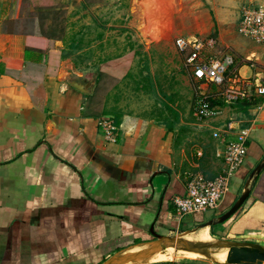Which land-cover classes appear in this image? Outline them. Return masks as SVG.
Instances as JSON below:
<instances>
[{"label": "crops", "instance_id": "0c3cea01", "mask_svg": "<svg viewBox=\"0 0 264 264\" xmlns=\"http://www.w3.org/2000/svg\"><path fill=\"white\" fill-rule=\"evenodd\" d=\"M4 1L0 0V264H102L111 257L103 263L108 264L139 246L154 249L150 259L122 264H169L166 261L174 260L171 255L180 244L151 241L156 238L154 232L177 234L217 219L238 199L251 171L264 158V100L226 104L217 98L215 84L200 82L192 71L195 94L182 91L178 76L166 74L162 80L149 69L154 91L144 85L138 90L151 93L154 100L149 104L140 99L134 105L124 101L125 87L112 83L127 74L116 66L118 54L111 48L115 42L107 32L112 28H102L104 34L99 29L84 43L79 36L90 22L76 28L77 21L71 19L64 24L62 39H55L51 47V39L40 33L45 25L19 23L16 4ZM166 1L171 6L186 0ZM207 1L217 16L225 2L237 3L241 14L247 0ZM162 2L129 0V24L141 29L140 43L146 50L152 46L162 49L165 38L162 30L143 31L150 18L143 19L142 14L157 17L163 11ZM88 11L72 6L70 13L77 19ZM172 25L166 35L182 54L175 45L177 37L210 36L180 34L179 25ZM220 25L218 21L222 33ZM214 38L210 51L220 53L219 39ZM225 42L244 55L240 61L236 58L242 74H252L251 61L264 67L263 57L256 51L263 47L255 44L240 51L233 41ZM84 45L92 47L89 54L99 66L91 94H84L68 80L76 76L73 56L83 53ZM145 64L137 77L143 78ZM200 93L219 100V115L199 119L194 114ZM101 119L115 124L114 139L106 136ZM244 127L250 128L248 153L220 207L178 218L174 199L185 194L191 174L219 175L226 166V145ZM202 231L215 239L264 245V168L249 197L229 219L187 234L196 236ZM194 257L209 262L191 264H224Z\"/></svg>", "mask_w": 264, "mask_h": 264}, {"label": "rangeland", "instance_id": "374dc122", "mask_svg": "<svg viewBox=\"0 0 264 264\" xmlns=\"http://www.w3.org/2000/svg\"><path fill=\"white\" fill-rule=\"evenodd\" d=\"M6 2H8L7 4L10 6L16 4L15 9L19 16V23L29 22L30 27L31 23L41 25V27L45 25L43 31L46 33L51 30L56 31V25L58 22L60 23V20H62V24H65L66 21L69 22L71 19L74 20V22L76 20V25L79 26H76V28H84L86 26L85 24L90 22V25L88 27L86 26L87 29L84 30V33L79 36V38L85 40L84 43L87 41L89 42L91 38L95 37L99 29L101 30V34H104L102 28H112L111 30H107V32H110L109 36L114 39L115 42L111 48L114 49V53L118 54L116 55V58H118V60H116V66L122 73H127L124 78L118 82H116L117 80L115 79L112 83L113 85L117 83L118 85L124 86L126 91L124 94V101H128L134 105H137L140 99L149 104L154 100L151 93L146 94L145 91L142 92L138 90L139 86H146V81L143 80V78L137 77L142 64L145 62L148 63L150 71H152L153 74L158 75L162 80H165L164 75L173 74L179 77L182 91H190L192 94H195L196 92L191 70L186 65L187 54H182L176 50L172 43L173 39L166 35L172 28L173 23H177L182 29V33L180 34L189 35L191 33H201L204 35L210 34V36L216 38L218 37L220 44L217 45V51L222 53L225 51L224 49H226V51L231 52L239 61L242 60L244 55H242L231 44L226 43L225 40L233 41L240 51H245L248 48L254 47L256 44L263 47L256 51L262 55L264 60V46L257 44L250 38L238 33L236 25L240 14V8L237 3L231 4L230 2H225L220 7L218 15L216 16V13L210 9L211 5L207 0H186L176 2L171 6L166 0H164V2H162L164 3V6L161 3L159 5L163 8V11L161 13L159 12L157 17H155L154 13L149 14L148 12L147 14H144L142 12L143 19L150 18L146 26H142L144 28L143 31L152 30L159 33V31L162 30V37L165 38L162 43L164 44L165 42V44H161L162 49H159L160 46L158 48L152 46L146 50L145 45L140 43L141 38L139 34L141 29L137 28L135 25L129 24L132 19V14L128 12L129 0H5L4 3ZM72 6L78 10L87 9L89 11L83 18L76 19L77 16L70 13ZM108 6L109 8H107ZM98 10L100 11L98 12ZM54 11L62 12L57 19H55L56 15L54 14ZM31 12L33 14H31ZM133 13H136V11ZM68 14L70 16H68ZM137 14L140 16L139 11ZM218 21L221 24L220 31H222V33H219L217 27ZM103 24H106V27L103 26ZM107 24H109L110 27H107ZM92 27L94 29H92ZM56 32L59 34V30ZM221 34H223L225 40ZM75 36L77 35L75 34ZM105 36H107L106 33ZM94 48H96V46H94ZM91 49V46L84 45L81 50L83 53L74 54L73 57L76 59L74 63L75 68L78 70L77 72H98V62L94 61L89 54ZM245 58L248 59L249 57ZM132 73L133 76H130ZM138 81L140 82L138 83ZM104 84H107V82H104ZM140 96L142 97L140 98ZM179 233H182V231ZM177 234H171L170 236H176ZM179 244V246L185 251L183 245L181 243ZM200 250L201 249L194 250V252L198 254ZM189 254L181 253L177 250L171 255L174 260H168L166 262L169 264L177 260L189 263L209 262L194 257L196 254Z\"/></svg>", "mask_w": 264, "mask_h": 264}, {"label": "built area", "instance_id": "2783aa9c", "mask_svg": "<svg viewBox=\"0 0 264 264\" xmlns=\"http://www.w3.org/2000/svg\"><path fill=\"white\" fill-rule=\"evenodd\" d=\"M239 34L264 46V0H247L241 8L238 22ZM216 40L212 36H179L175 39L176 47L187 54L186 65L200 82L215 84L216 94L226 104L239 101L264 100V67L251 61V75L242 74L235 56L224 51L220 54L210 51ZM207 94H198L194 114L199 118H213L221 113L216 105H211ZM100 124L108 138L114 139L115 124L109 119H101ZM214 136L220 137L219 132ZM250 128H241L236 138L226 145L224 157L226 166L214 178H208L202 172H194L186 183L183 196L174 199L176 216L182 218L194 212L217 210L229 189L230 181L245 162L248 153ZM170 264H191L173 261Z\"/></svg>", "mask_w": 264, "mask_h": 264}, {"label": "water", "instance_id": "95a60500", "mask_svg": "<svg viewBox=\"0 0 264 264\" xmlns=\"http://www.w3.org/2000/svg\"><path fill=\"white\" fill-rule=\"evenodd\" d=\"M97 78H98L97 73H88L85 71L82 73V72L76 71V76H70L68 80L72 86H74L75 88L83 92L84 94H91L94 90V86L97 81ZM263 168H264V158L255 166V168H253L246 182L244 191L241 193L238 199L234 202V204L226 212L221 214L217 219L209 220L208 222L202 224L201 226L197 228L188 229V230L182 231V233L196 231V230H199L203 226L212 225L215 223H222L226 221L227 219H229L241 207V205L245 202V200L249 197L251 193L252 184L254 180L257 178V176L261 173ZM154 234L156 236L155 238L156 241H159L163 239L164 237H169L181 243L184 248L190 249V250H198L203 247L210 248L216 245H223V244L234 246V247H239V248L247 247V249H249L251 253L253 254L252 255L253 258H249L250 260L258 261L260 259H264V245L260 243H256V242L219 238L216 240V242H211L209 244H200V243L190 244L185 239H183L181 236H178L179 233L176 236L162 235V234H158L155 232ZM257 248H260L261 251L256 252L258 250ZM110 258L111 257H109L106 261H109Z\"/></svg>", "mask_w": 264, "mask_h": 264}, {"label": "bare ground", "instance_id": "6f19581e", "mask_svg": "<svg viewBox=\"0 0 264 264\" xmlns=\"http://www.w3.org/2000/svg\"><path fill=\"white\" fill-rule=\"evenodd\" d=\"M192 232H195V231H191V232H187V233H192ZM204 232L202 231V233H200L196 236L188 235L187 233H182V234L179 233L178 236H182V235L187 234L184 237V239L190 244H193V243L209 244L211 242H216L217 239L208 235V233H204ZM165 240H173V239H171L169 237H164L163 239H161V241H163V242ZM151 241H156V240H151ZM148 242L149 241L142 242V243L145 244ZM139 244H141V243H139ZM139 244H136V245H139ZM136 245H134V246H136ZM257 249L258 250L256 252L261 251L260 248H257ZM153 250L154 249L150 248V246H139L136 249L128 251L127 253L126 252L120 253L114 259H112L108 264H122V263L129 262L130 260H132V261H137V260L146 261V260L150 259V257H148V255ZM176 250L184 251L181 248V246H179V245L176 246ZM184 252H187L190 254H196L194 252V250H190V249H186V248H185ZM133 255H136L134 257V259H132ZM252 255L253 254L251 253V251L249 249H247V247L239 248V247H234V246H229V245L223 244V245H216V246H213L210 248L209 247H203V248H201L200 252H198V254L195 256L214 259V260L219 261V262L224 263V264H264V259H260L258 261L250 260L249 258H253ZM235 258H237V260H235Z\"/></svg>", "mask_w": 264, "mask_h": 264}, {"label": "trees", "instance_id": "16d2710c", "mask_svg": "<svg viewBox=\"0 0 264 264\" xmlns=\"http://www.w3.org/2000/svg\"><path fill=\"white\" fill-rule=\"evenodd\" d=\"M61 13H62L61 11H58V12H55L54 11V14L56 15L55 19H57L58 16H60ZM61 21L62 20H60V23L58 22V24L56 25L57 26V30L56 31L59 30V34H58V32L53 31V30L47 32L48 34L46 32H44L43 29L40 31V33L42 35L45 34V35H47L46 37H48V38L51 39V47H53V43H54L55 39H62L63 34L66 31V25L62 24ZM49 28H51V27H49ZM32 33L33 32L31 31V35H32ZM32 50H33V47H32ZM142 72H143V80L146 81V86L145 87L146 88H149V90H151V91H154L156 85H155V81L151 77L148 64H145L143 66ZM144 72H146V74H144ZM138 83H139V81H138ZM163 94L166 96L165 93H163ZM167 97H168V99H171L170 96H167ZM209 101H210L211 105H216L219 102V100L213 99L212 97L209 98ZM258 102L259 101H256L255 103H258ZM236 104H239V105H249L251 103L250 102H247V101H239V102H236Z\"/></svg>", "mask_w": 264, "mask_h": 264}]
</instances>
